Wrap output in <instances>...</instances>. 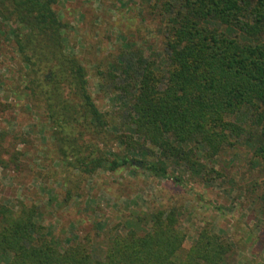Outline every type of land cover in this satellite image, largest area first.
Wrapping results in <instances>:
<instances>
[{
	"label": "trees",
	"instance_id": "obj_1",
	"mask_svg": "<svg viewBox=\"0 0 264 264\" xmlns=\"http://www.w3.org/2000/svg\"><path fill=\"white\" fill-rule=\"evenodd\" d=\"M57 3L0 0V36L12 41L65 167L90 176L132 166L166 176L163 164L172 160L217 177L207 162L243 145L264 164V0H159L164 50L147 57L131 45L120 54L108 72L122 102L113 112L99 107L86 67L66 51ZM2 141L0 167L8 168L20 162L22 141L16 148ZM138 154L157 162L135 165ZM38 217L34 203L0 204V263L239 264L233 244L209 226L187 247L177 206L153 211L141 230L118 232L98 255L90 238L63 247Z\"/></svg>",
	"mask_w": 264,
	"mask_h": 264
},
{
	"label": "rangeland",
	"instance_id": "obj_2",
	"mask_svg": "<svg viewBox=\"0 0 264 264\" xmlns=\"http://www.w3.org/2000/svg\"><path fill=\"white\" fill-rule=\"evenodd\" d=\"M158 4L58 0L56 10L67 23L66 51L86 67L90 91L101 109L113 112L122 103L108 76L121 53L131 45L147 57L163 52L166 22ZM23 72L12 41L0 36V144L3 139L2 147L17 143L16 148L22 141L17 147L20 162L10 160L8 168L0 167V204L34 203L38 220L60 245L90 238L97 255L118 232L141 230L153 211L177 206L187 247L209 226L233 244L232 261L264 264V164L252 159L248 146L231 148L207 162V170L220 171L217 177L196 174L172 160L163 164L166 176L132 166L81 175L61 163L44 107L35 104ZM153 161V156L133 157L135 165Z\"/></svg>",
	"mask_w": 264,
	"mask_h": 264
}]
</instances>
